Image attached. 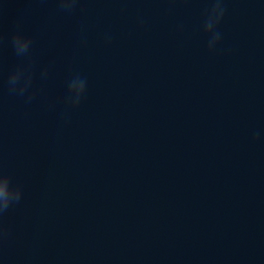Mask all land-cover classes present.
Returning <instances> with one entry per match:
<instances>
[{
	"label": "water",
	"instance_id": "water-1",
	"mask_svg": "<svg viewBox=\"0 0 264 264\" xmlns=\"http://www.w3.org/2000/svg\"><path fill=\"white\" fill-rule=\"evenodd\" d=\"M60 2L0 0V264H264V0Z\"/></svg>",
	"mask_w": 264,
	"mask_h": 264
},
{
	"label": "clouds",
	"instance_id": "clouds-1",
	"mask_svg": "<svg viewBox=\"0 0 264 264\" xmlns=\"http://www.w3.org/2000/svg\"><path fill=\"white\" fill-rule=\"evenodd\" d=\"M59 6L62 9H70L72 7V0H61ZM222 15V9L220 5H214L211 7L207 18L203 25V31L207 37V45L209 48L215 47L217 42L221 38V34L218 31L219 18ZM12 44L18 53H27L32 48V37L23 31L17 30L12 35ZM9 84L12 91H18L23 94L24 91L30 86V78L27 75L26 69L17 70V72L11 76ZM87 90V80L84 78L71 79L68 82V88L66 95L69 99L71 97H82ZM10 175L5 173L0 175V208H6L9 201L12 199V193L9 190Z\"/></svg>",
	"mask_w": 264,
	"mask_h": 264
}]
</instances>
